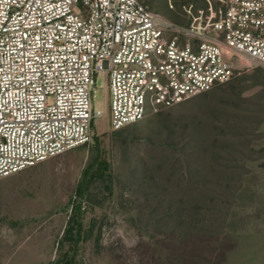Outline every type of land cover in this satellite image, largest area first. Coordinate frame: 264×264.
Returning a JSON list of instances; mask_svg holds the SVG:
<instances>
[{
  "label": "rangeland",
  "instance_id": "obj_1",
  "mask_svg": "<svg viewBox=\"0 0 264 264\" xmlns=\"http://www.w3.org/2000/svg\"><path fill=\"white\" fill-rule=\"evenodd\" d=\"M94 105L91 143L0 180V264H264L262 68L119 134Z\"/></svg>",
  "mask_w": 264,
  "mask_h": 264
},
{
  "label": "built area",
  "instance_id": "obj_2",
  "mask_svg": "<svg viewBox=\"0 0 264 264\" xmlns=\"http://www.w3.org/2000/svg\"><path fill=\"white\" fill-rule=\"evenodd\" d=\"M206 1L0 0V180L91 143L98 89L117 131L264 70V0Z\"/></svg>",
  "mask_w": 264,
  "mask_h": 264
},
{
  "label": "trees",
  "instance_id": "obj_3",
  "mask_svg": "<svg viewBox=\"0 0 264 264\" xmlns=\"http://www.w3.org/2000/svg\"><path fill=\"white\" fill-rule=\"evenodd\" d=\"M144 5H146L149 9H150V7L145 3V1L143 2V0H140ZM187 3H189V1H183L182 3H181V5H183V4H187ZM241 73H243V72H239L238 74H241ZM130 127V126H129ZM128 128V127H127ZM124 130H126V128H124V129H121V130H117V131H115V133L117 134H119V133H122ZM102 168V167H101ZM170 250V249H169ZM172 251H173V254H172ZM228 251H229V249H228ZM169 252H171V254L169 253L168 255H167V258H168V260H170L171 262L173 261V260H175L176 259V257H177V251H176V249H173V250H171V251H169ZM225 252V253H224ZM226 250L224 249V250H222L219 254H217V256H213L212 257V259H214L215 258V260H218L221 256L222 257H225L226 255ZM209 256V255H208ZM208 256L206 255V257H204V255H202L201 256V258L202 259H205V260H207V259H210V258H208ZM195 261V260H194ZM184 264H185V262H184Z\"/></svg>",
  "mask_w": 264,
  "mask_h": 264
}]
</instances>
